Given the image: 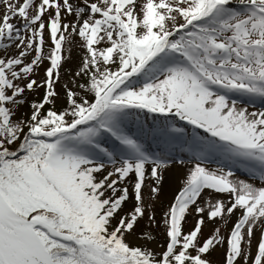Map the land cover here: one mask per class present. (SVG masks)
<instances>
[{
	"label": "snow or ice",
	"instance_id": "6c2138e0",
	"mask_svg": "<svg viewBox=\"0 0 264 264\" xmlns=\"http://www.w3.org/2000/svg\"><path fill=\"white\" fill-rule=\"evenodd\" d=\"M0 6V264H211L225 244L223 264H264V109L248 111L264 102V0ZM76 43L83 55L62 83ZM177 150L192 166L157 251L154 211L137 232L142 190L159 194L163 170L185 163ZM205 212L225 226L239 215L227 236L201 240Z\"/></svg>",
	"mask_w": 264,
	"mask_h": 264
},
{
	"label": "rangeland",
	"instance_id": "374dc122",
	"mask_svg": "<svg viewBox=\"0 0 264 264\" xmlns=\"http://www.w3.org/2000/svg\"><path fill=\"white\" fill-rule=\"evenodd\" d=\"M2 11H3L2 6H0V13H2ZM68 19L71 20V19H73V17H68ZM13 22L17 23V24L20 23L19 20H16ZM46 36H47V33H46ZM0 55H3V53L0 52ZM82 55H83V52L80 49V47L78 46V43L74 44L72 46V52H71L72 58L65 65V68L62 72V81H61L62 83L70 79V73L76 68L77 64L80 62ZM45 67H47V61L45 62L44 66H42L38 70V75L35 77L38 81L44 79V68ZM58 90L61 91V93L63 94V90L60 89L59 86H58ZM42 94H43V89H40L39 94L27 93L26 95H28V99H29V101H31V100H39L41 98ZM232 98L238 99V100L242 99L244 101V103L240 106H245L248 104V101L246 98H242V97L235 96V95ZM62 106H64L63 100L58 101L57 102V108H61ZM258 109H264V102L256 101L254 106L248 107V111H256ZM28 111H29L28 105L25 104L24 107L22 108L21 112L24 113V112H28ZM177 121H178V118H177ZM181 123H185V122L181 121ZM186 125H187L186 126L187 127L186 128V135H192V133H193L192 128H194V127L191 125H188V124H186ZM198 132H200V131H198ZM149 142H151L153 144L155 143L152 141H149ZM151 150L153 151V149H151ZM172 156L177 161H179L181 159L185 161V163L183 165L180 163H170V166L168 167V168H170L172 166H178V167L182 166L183 167V171L181 172V175L179 176L177 189H176L175 193H173V196H171V197L167 196L165 193L162 192V187H161L162 181L160 182V185H159V188H160L159 194L156 196H150L149 188H147V187L142 190V193L144 196V204L147 208V211H146L145 217L139 221V225L137 227V232H140L141 228H145V226L147 224V213L154 211L158 226L155 228L146 229V230H150L153 233V235L155 236V240L152 243L148 244L147 246L150 248L156 249L157 251H162V249L157 248L158 244H166L164 227L162 224L163 213L169 207L170 203H172L174 201L175 195H177L179 190L182 188V186H183L182 181H183L185 173H186V168H190L192 166L191 163H189V154L181 153L177 150V151H174L172 153ZM216 161L209 163L208 166L211 168L217 167L218 164ZM237 174L240 175L241 177L244 176V173L239 171V170H237ZM151 183H152L151 181H148V184H151ZM208 195H209V193L206 190L205 193L203 194V196L201 197V200L199 201V203L201 205L204 204V201L208 197ZM223 198L226 199V197H223ZM213 199H215V197H213ZM131 209H132V203L129 202L127 204V206L125 207V211L128 212V211H131ZM203 215L205 216V224L202 226V234L200 236L201 240H203L204 238L211 235L216 227L220 228V234L221 235L227 236L228 233L231 231V228L233 226L231 221H235V219L237 218L239 213H237L236 215L231 217V221L226 226L220 220L208 221L207 220V212H205ZM196 219H197V217H196V215L194 213V209H193V211L187 217V220H186L185 226H184V230H187V231L191 230L195 226ZM256 236L257 237L259 236L258 232L256 233ZM135 243H143V242L142 241H135ZM253 246H255V239L253 241ZM225 247H226V244L223 247L217 246L205 258L208 259L211 262V264H223Z\"/></svg>",
	"mask_w": 264,
	"mask_h": 264
},
{
	"label": "bare ground",
	"instance_id": "6f19581e",
	"mask_svg": "<svg viewBox=\"0 0 264 264\" xmlns=\"http://www.w3.org/2000/svg\"><path fill=\"white\" fill-rule=\"evenodd\" d=\"M183 171V167L180 166H172L163 170V178L161 182L162 192L165 193L167 196H173L175 193L179 181V176Z\"/></svg>",
	"mask_w": 264,
	"mask_h": 264
},
{
	"label": "trees",
	"instance_id": "16d2710c",
	"mask_svg": "<svg viewBox=\"0 0 264 264\" xmlns=\"http://www.w3.org/2000/svg\"><path fill=\"white\" fill-rule=\"evenodd\" d=\"M62 107H63V106H62ZM62 107H61V108H62ZM175 122L177 123V126H179V127H184L183 125H181V124L179 123L180 121H177V120H176ZM184 128H185V127H184ZM133 131H135V128H134V127H133ZM154 151H159V148H158V147H155V148H154ZM185 232H187V230H185ZM165 241L167 242V238H166V236H165Z\"/></svg>",
	"mask_w": 264,
	"mask_h": 264
}]
</instances>
